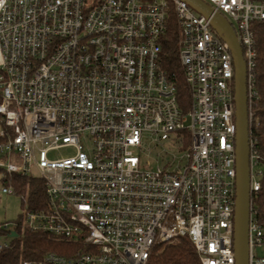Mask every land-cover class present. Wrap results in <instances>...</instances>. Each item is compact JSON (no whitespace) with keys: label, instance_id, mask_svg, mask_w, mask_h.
Masks as SVG:
<instances>
[{"label":"built area","instance_id":"obj_1","mask_svg":"<svg viewBox=\"0 0 264 264\" xmlns=\"http://www.w3.org/2000/svg\"><path fill=\"white\" fill-rule=\"evenodd\" d=\"M235 29L247 67L251 146L249 264H264L252 196L256 22L264 0H204ZM175 16L191 93L184 110L162 66ZM0 172L45 184L21 226L79 244L20 264H148L157 245L188 238L201 264H236L234 62L210 20L183 0H0ZM180 155L142 164L146 136ZM68 154L54 155L60 149ZM32 171L37 172L33 174ZM4 185V184H3ZM4 193L18 194L13 185ZM11 245L0 239V250Z\"/></svg>","mask_w":264,"mask_h":264},{"label":"trees","instance_id":"obj_2","mask_svg":"<svg viewBox=\"0 0 264 264\" xmlns=\"http://www.w3.org/2000/svg\"><path fill=\"white\" fill-rule=\"evenodd\" d=\"M254 26L257 48L256 85L259 97L253 105L251 138L262 173L259 177L260 188L252 196V205L255 218L263 230L262 241L264 243V22H256ZM178 41L179 30L175 16H172L163 41L162 66L169 79L175 83L179 104L186 111L190 108L192 99L179 59ZM1 179L4 185L15 186L18 194L27 195L31 207H36L40 202L45 201L43 180L25 176ZM22 200L25 204V200L23 198ZM22 215L19 217L20 220H23ZM5 236H9L11 245L0 250V264H20L24 259L39 260L50 251L62 255H72L80 248L79 244L66 243L47 233L30 231L22 227L21 223L16 230V235H12L11 231H5L0 226V239ZM148 264H201V260L191 241L182 237L157 246L153 250Z\"/></svg>","mask_w":264,"mask_h":264},{"label":"water","instance_id":"obj_3","mask_svg":"<svg viewBox=\"0 0 264 264\" xmlns=\"http://www.w3.org/2000/svg\"><path fill=\"white\" fill-rule=\"evenodd\" d=\"M210 20L212 28L228 44L234 62L236 117V200L234 209V249L236 264H249L251 214V146L247 95V67L243 49L228 19L204 0H183ZM12 235H16L13 231Z\"/></svg>","mask_w":264,"mask_h":264},{"label":"rangeland","instance_id":"obj_4","mask_svg":"<svg viewBox=\"0 0 264 264\" xmlns=\"http://www.w3.org/2000/svg\"><path fill=\"white\" fill-rule=\"evenodd\" d=\"M2 125L0 123V129ZM154 136H146L144 139V149H147L148 147L152 148L151 153L149 151L146 152H140L142 164L146 165L147 163L150 164V167L156 168L157 165L162 164L163 161L161 160V157H159V154H165V151L168 153L174 154V152L177 155H180V152L177 149H174V146L169 142H162L160 146H155L153 143ZM68 149H60L58 151L53 152L54 155H60V154H68ZM33 174H37V172L32 171ZM2 173L0 172V223L7 222L10 224V226L13 225L14 222H16L19 217L23 214L25 210V204L22 200V196L15 193H4L2 191L3 182L1 179ZM166 244V243H163ZM160 246V245H157ZM156 246V247H157ZM155 247V248H156ZM154 248V249H155ZM259 255H264V247L259 248L257 250Z\"/></svg>","mask_w":264,"mask_h":264}]
</instances>
